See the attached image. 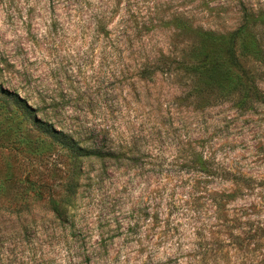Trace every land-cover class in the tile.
<instances>
[{"label":"rangeland","instance_id":"374dc122","mask_svg":"<svg viewBox=\"0 0 264 264\" xmlns=\"http://www.w3.org/2000/svg\"><path fill=\"white\" fill-rule=\"evenodd\" d=\"M204 33L233 39L247 109L235 82L200 94L191 60L135 78ZM38 122L124 154L84 161L64 222L68 154ZM0 264H264V0H0Z\"/></svg>","mask_w":264,"mask_h":264},{"label":"trees","instance_id":"16d2710c","mask_svg":"<svg viewBox=\"0 0 264 264\" xmlns=\"http://www.w3.org/2000/svg\"><path fill=\"white\" fill-rule=\"evenodd\" d=\"M145 25V23H139L135 20L131 25L129 24L127 27L124 26V29L118 32L119 38L123 39L128 45H131L134 38L133 33L144 29ZM97 29L99 34L104 37H108L109 31H107L106 27H104L103 22L98 23ZM240 46L244 49L245 54H251V52L246 51L247 46L243 41L240 43ZM196 54L197 59H189L190 57L186 59L185 57H182L181 62L171 53H167L166 55L158 54L156 71H154L151 67L144 66L147 63H152L151 61L149 63V61L145 59L146 63H144L140 71L136 73L135 78L148 80L154 73L168 72L172 68L182 71L184 70L183 67L187 64L188 60H191L192 63H189L185 70L189 71L193 79L195 78V88L199 89L200 94H207L209 93V90H213L216 86L224 91L227 86L235 82V95H237L236 103L240 107L246 109L254 104L253 101H249L253 95V90L249 84H244V82L241 81V75L239 72L241 70V66L238 63L233 49V39L228 41L226 37H212V35L204 33L203 42L200 43L198 47H194L191 56H195ZM218 56H223L224 58L220 60L218 59ZM211 102L212 100L209 96H202V98L200 97L198 100V103L204 106H210ZM20 103L23 104L21 108L28 109L25 101H20ZM243 105L245 106L243 107ZM38 124L39 125L36 126L38 132L45 137H48L55 145L62 148L68 154L69 169L68 177L64 185L63 195L58 200H51L49 205V212L55 220L64 222L69 215L68 212L72 208L76 197L79 177L84 161L89 159H95L98 161L114 159L118 161L119 158H124V154L111 149L104 152L102 148L95 147L93 142H87L88 144H92V146L86 147L82 144V141H79L68 132L57 130L50 125L43 127V125L39 122ZM195 161H197L196 164L198 165L197 171L201 174H206L209 177L210 168L207 167L201 154L196 156ZM13 212H17L15 215L18 218V244L21 247H24L28 244L26 243V240L28 238L30 224V222H28L24 217L26 214L30 213L26 211L25 206L22 209L20 206L17 211Z\"/></svg>","mask_w":264,"mask_h":264}]
</instances>
